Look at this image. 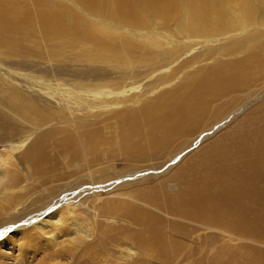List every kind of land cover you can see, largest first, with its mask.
<instances>
[{"label": "rangeland", "instance_id": "rangeland-1", "mask_svg": "<svg viewBox=\"0 0 264 264\" xmlns=\"http://www.w3.org/2000/svg\"><path fill=\"white\" fill-rule=\"evenodd\" d=\"M37 1L46 2L51 19L61 7L71 6L75 12L68 18L73 20L81 14L79 18L83 16L84 20L75 31L65 26L66 41H49L35 24L25 32V39H13L17 44L0 42V235L6 231L8 236L16 235L13 240L6 238L7 244L0 248V264H21L19 258L25 264H163L157 257L142 256L136 248L131 233L147 234L150 229L147 224H132V218L126 216L136 209L154 220L152 226L175 245L170 244L174 250L167 264H264V219L257 217L260 210L264 211V201L255 204L243 199V218L229 226H217V222L229 220L226 208L213 206V211L209 203L215 201L211 199L203 204L191 201L196 191L210 190L207 185L217 187L218 180L235 179L237 173L247 171L242 162L252 154L243 155L240 150L252 142L251 133L264 127V70L255 68L249 72L254 76L247 83L207 98L210 105L201 116L186 122L182 132L147 150L116 151L113 155L106 151L97 158L81 151L77 159L64 143H69L65 140L68 137L79 142L83 126L109 125L115 112L128 104L140 107L149 100L163 107L166 104L160 99L168 100L171 93H179L187 78L213 71L221 62L233 63L251 56L259 43L264 44V0L258 2L259 6L255 2L254 18L242 22L239 14L231 12L230 26L208 32L200 31L199 23H189L181 15L166 19L153 14L144 24L123 31L84 10L78 0H13L33 14L38 9ZM244 7L250 9L247 4ZM225 8L219 6L217 11ZM211 18L219 21L215 15ZM234 19L243 26H236ZM87 24L113 28L116 37L124 32L128 42L114 37L102 50L87 40ZM263 44L258 53L261 61ZM39 135H47L45 151L55 170L52 174L46 171L37 181L34 177L27 180L20 173L21 166L9 165L4 155L22 156ZM24 138H28L26 146L13 151V144ZM18 171L22 183L15 187L11 181ZM1 172L6 175L2 177ZM203 177L209 183H203ZM253 184L264 189L259 173L239 185L240 189L247 186V190ZM73 185L75 189H71ZM59 197L62 199L56 208L69 200L71 207H63L53 218L56 229L51 228L47 235L40 233V246L26 244L22 235L13 232L23 224L32 229L31 217L41 213L42 205ZM236 198L227 197L228 203ZM109 203L123 209L107 213ZM38 217H34L35 222ZM12 218L20 220L5 224ZM122 231L130 233L129 238L108 240L100 256L93 251V256L84 255L85 246L96 245L103 232L115 236ZM61 247H74L75 254L51 255L50 249Z\"/></svg>", "mask_w": 264, "mask_h": 264}, {"label": "bare ground", "instance_id": "bare-ground-1", "mask_svg": "<svg viewBox=\"0 0 264 264\" xmlns=\"http://www.w3.org/2000/svg\"><path fill=\"white\" fill-rule=\"evenodd\" d=\"M78 1L81 2L82 6H84L82 7L84 10L91 12L93 15L105 21L108 20L110 22L109 24H111L108 26L115 25L116 27H118L117 28L118 30L119 28L120 30L123 31L129 30L131 28H136L138 25H141V23L144 24L147 20H149L148 18L149 14L150 15L153 14L155 16H159V18H166V19L174 18L176 16L178 17L181 15L182 17L184 16L187 19V22L189 23H194V22L199 23L200 31L208 32L212 29L215 30L218 28H222L225 25L230 26L229 20H231L230 18L231 12L235 14L236 13L239 14L242 18V22L244 21V19L250 20L249 18H251L252 16H253L252 18H254V14L256 12L255 2H257L258 5V2L261 3L262 0H78ZM228 2H230V4L226 5ZM36 4L38 9L37 11L34 10L36 14H33L32 10L19 6L16 2H13V0H0V42L1 43H5L10 46L17 44L18 41H13V39L14 38L25 39L26 37L25 32L32 29L35 24L40 25L42 33L49 41H52L54 39L55 40L64 39L66 41L67 38H66L65 26L67 25L69 29L70 26H72L75 28L72 31H75L76 28H80L79 23H81L84 20L82 18L83 16L79 18L81 14L77 16L78 18H75L73 20H71L72 19L71 16L68 18L70 14H73L75 12L74 9H71L72 8L71 6L69 8L61 7L59 13L54 16V19H51L49 13L47 12V9L45 8L47 7L46 2L37 1ZM246 4L250 7V9L244 7V5ZM217 5L218 7L225 6L226 8L221 11H217L218 10L217 9L218 7H216ZM33 6L34 5H32V7ZM210 13H212V15H210ZM213 15L219 18L218 22H216L217 19L211 18ZM233 21L236 26L239 27L243 26L240 25L243 24L242 22L239 24L238 20L234 19ZM85 29H86L87 40L94 44H98V47H100L102 50L106 49L107 44L109 42H113L114 40L113 38L116 37L115 35L116 32H113L114 29L113 28L110 29L105 25L98 26V25L87 24V27H85ZM13 32H18L17 36L13 37L12 36ZM116 38L118 41L120 40L121 42H123V40H125L124 42H128L126 33L124 32H121V35ZM262 44L259 43L258 46L255 49H253L252 52L253 54L251 53V56L241 61L233 62V63L221 62L216 67V69L214 70L212 69L213 71L211 70L207 72L204 71L199 75H197L196 77L194 75V78L191 79L187 78L180 85L179 93H171L169 95L168 100H166V97H162L160 99L161 101H164V103L166 104L163 107H159L155 101H149V100L148 102L143 103L140 107L139 106L136 107L137 105L134 107L128 104L124 106L123 110L121 111L119 110L115 112V114L112 116L111 119L112 121L110 120L111 123H109L110 121L108 122L109 125L98 124V127H93V128L90 127L91 125L83 126L80 129L81 130L80 136H78L80 139L79 142L73 140V138L71 137L65 139L66 141L69 142L67 144L66 142H64L65 145L72 150L73 157L72 156L71 157L72 158L75 157L78 159L81 155V151H83V153L87 157L91 158L94 155L95 157L93 156V158H97L103 154L105 155L106 151L110 152V153L106 152V154L111 155L116 151H122V152L126 151L130 153L131 151L147 150L149 149L150 146L154 144L155 145L161 144L162 142L165 141V139L168 140L174 134H177L178 132H182L186 122L197 119L205 112L207 107L210 105L207 104L208 102L207 98L212 99L216 95L217 96L222 95L224 92L230 89H235L236 87L244 83H247L245 81H247L248 78L250 79L251 76H254V74L250 76L249 72L250 71L253 72V69L255 70V68L257 70L258 68H260L258 71L264 70V60H262L263 61L262 62L261 60L258 59L259 56L258 53L260 47H263ZM230 49L231 48L229 47L227 50ZM256 62L259 65V67L256 65ZM245 74L249 76H246ZM160 130L161 131L163 130L164 133V134L162 133L163 135L159 133ZM77 132L79 133V131ZM251 134L252 135H249V141H252L249 142L250 145L245 146L247 144L246 143L242 145V148L240 150V152L243 155L252 154V158H250L248 161L242 162V164L246 166L247 171L241 172V174L237 173L235 179L228 177L227 179L224 178L222 180H218L219 183L217 187H214L212 185H207L208 189L212 191L205 189L206 192H204L202 191L203 189L199 187L201 190L196 191L191 196V201L195 203L203 204L205 203L206 199L208 200L211 199L212 201H215L209 203V206L210 208H213L212 209L213 211L215 209L213 206L217 207V209L226 208V210H228L227 216L230 217L229 220L225 219L224 221L217 222V226L218 225L229 226L232 224L234 225L236 220L240 221L239 219H242L244 216L243 215L244 211L246 212L245 209L246 207L241 205L242 200L245 198L249 199V201H252L255 204L256 203L263 204L264 189L256 188L255 184H253V186L250 185L249 188L246 190L247 186L245 188L240 189L241 186L239 185V184H243L245 181H248V178L249 179L255 178L258 173L260 175V180L264 181V155H263L264 127L260 128L255 133H251ZM137 139L139 140V142L142 141V143L137 142L136 141ZM27 140L28 138L27 139L24 138L20 140L18 143H14L12 147L13 151L14 150L17 151L18 149H22L23 146H26L25 144L26 142H28ZM46 141H47V135H39L37 136V138L34 139V141L30 145L29 144L27 145L25 150H23L24 152L21 153L22 156L19 155L16 158L11 157L10 155L6 156V154L4 156L6 160H8L9 165L21 166L20 173L22 172L21 173L22 175L25 174L26 176L25 179L31 180L34 177V181H37L38 178L42 176V174L45 173L46 171L52 174L53 172L51 171L55 170V168L51 167L50 165V158L47 156L49 152L46 154L45 151L46 144H48L46 143ZM64 150H66V148ZM16 174L12 177V181L11 179H8L12 182V185L15 187H17L18 184L20 185L22 183L20 182L22 175L19 174V171H18V175ZM4 175L6 174H3L1 172V176L4 177ZM201 181L203 183H209V180L206 177H203ZM201 181L197 182L196 180L197 183H200ZM197 183H195L194 185H196ZM74 185L71 189L76 188V186ZM235 186L238 189H235ZM186 190L189 191V188ZM232 195L237 196V198L232 204H230L228 203L227 197H230ZM60 199H62V197L56 198L52 202L44 204V206L42 205V208H40L41 213L37 214L40 220L35 222L37 216H34L36 219L34 217H31L32 221L34 220V223L32 224L34 227H32V229H27V226L23 224L18 228H16L15 230H13V232H17L18 236L22 235L21 239L24 240L26 244L29 243L30 245L37 247L40 246L41 234L47 235V233L51 231L50 230L51 228H53V230L55 228L54 224L56 222L53 221V218L57 216L60 212H62L61 210L63 207L67 209H70L71 207L70 202L72 200H69L66 203V205H64L63 207L56 208L55 207L56 203L59 202ZM229 202L231 201L229 200ZM121 204L122 203L120 202V205ZM243 204L245 203L243 202ZM120 205H114L113 203H109V207L107 208L106 212L108 213L113 210L117 212L119 210H122L123 207ZM120 215L123 214L121 213ZM127 215L128 217L132 218L131 219V221H133L132 224L136 222L138 223L136 225L139 224L150 225V229L147 232V234L143 232H133V231H132L133 233H131L132 234L131 237L132 239H134L136 248L141 253L144 254L142 256L148 255V257H157V259H161L160 261H162L163 264H167V262L171 261L170 259L172 257H170V254L173 253L172 250L174 249L172 248L173 246L171 247L170 244L173 243L168 242V239L170 238L169 237L166 238V236L163 235L164 233L162 234L160 230L158 231L155 227L152 226L154 220L148 218V216H146L145 213L137 209L134 210L131 214H126V216ZM107 216L109 217V214ZM119 217L120 216H118V218ZM123 217L125 216L123 215ZM257 217L259 220L264 219V211L260 210L258 212ZM31 219H28L26 221L31 222ZM246 219L247 218L245 217L243 220ZM17 220H13L12 218L11 221L6 222L5 224H12L17 222ZM108 221H110V219ZM231 228L235 229L233 227ZM144 229H140V230L143 231ZM20 230H22V232H19ZM129 230L131 231V228H129ZM129 234L125 232L123 233L120 232V234L116 233L115 236L113 234L108 236L107 232L106 233L103 232L97 244L96 245L90 244L87 247L85 246L84 248L85 250L83 253H85L84 255H86L91 251H93L99 254L103 251V247H105L106 242L108 240L110 241L111 239H116V238L119 240L120 238L124 239L127 237L126 235H128L129 238ZM13 235L15 234L13 233L8 236L7 231L4 233L2 232L0 235L1 236L0 248H4L5 245L7 244L6 242L8 240L6 238H9V240H13L12 238ZM53 236L54 235L50 236V239L52 238L53 240ZM73 239L75 238L73 237ZM50 250H53L51 251V255H55V256H59L62 253L67 256H72L75 254L74 247H61L58 249L52 248ZM91 254L92 253H90V255ZM17 261L20 262L21 264H25L22 258H19Z\"/></svg>", "mask_w": 264, "mask_h": 264}]
</instances>
